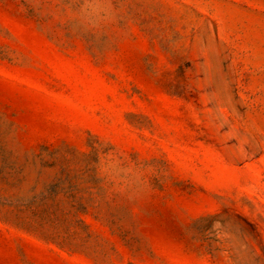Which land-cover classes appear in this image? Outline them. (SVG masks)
<instances>
[{
  "label": "rangeland",
  "instance_id": "rangeland-1",
  "mask_svg": "<svg viewBox=\"0 0 264 264\" xmlns=\"http://www.w3.org/2000/svg\"><path fill=\"white\" fill-rule=\"evenodd\" d=\"M0 264H264V0H0Z\"/></svg>",
  "mask_w": 264,
  "mask_h": 264
}]
</instances>
